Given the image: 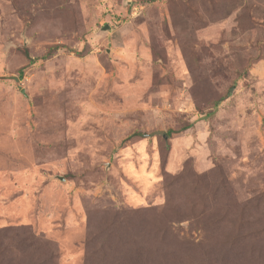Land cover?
<instances>
[{"label":"rangeland","instance_id":"obj_1","mask_svg":"<svg viewBox=\"0 0 264 264\" xmlns=\"http://www.w3.org/2000/svg\"><path fill=\"white\" fill-rule=\"evenodd\" d=\"M0 264H264V0H0Z\"/></svg>","mask_w":264,"mask_h":264},{"label":"trees","instance_id":"obj_2","mask_svg":"<svg viewBox=\"0 0 264 264\" xmlns=\"http://www.w3.org/2000/svg\"><path fill=\"white\" fill-rule=\"evenodd\" d=\"M52 49H53V51H55V50H57L58 48H52ZM52 49H51V50H52ZM188 127H190V126H188ZM169 136H170V132H168V133L166 134V139H168ZM28 235H29V238H30L32 241L42 242V240H41L40 238H38L33 232H30Z\"/></svg>","mask_w":264,"mask_h":264}]
</instances>
